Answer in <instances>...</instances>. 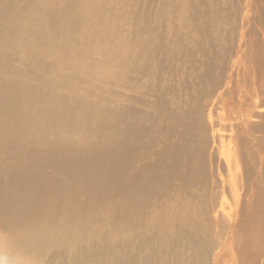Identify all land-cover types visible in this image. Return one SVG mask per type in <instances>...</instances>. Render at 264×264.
Returning <instances> with one entry per match:
<instances>
[{
  "label": "bare ground",
  "instance_id": "bare-ground-1",
  "mask_svg": "<svg viewBox=\"0 0 264 264\" xmlns=\"http://www.w3.org/2000/svg\"><path fill=\"white\" fill-rule=\"evenodd\" d=\"M38 107L87 149L6 165L0 264H264V0H0L2 119Z\"/></svg>",
  "mask_w": 264,
  "mask_h": 264
},
{
  "label": "rangeland",
  "instance_id": "rangeland-1",
  "mask_svg": "<svg viewBox=\"0 0 264 264\" xmlns=\"http://www.w3.org/2000/svg\"><path fill=\"white\" fill-rule=\"evenodd\" d=\"M124 12L125 11L123 10L122 13ZM120 13L121 12H118V15L122 14ZM7 58L10 59V66L11 68H13L12 70L14 69L19 70L20 68L19 73L22 74L17 75L19 79H27L25 77H28L29 83L36 84V80L33 77L42 74L41 66H37L34 68L33 77L25 75L23 63L27 57L24 50L18 49L10 53ZM54 96H59V95L58 93H56L54 94ZM39 108L41 109V111L39 110ZM38 110H39L38 112H30L31 113L30 114L27 111L23 112L21 109L20 114L17 117H16V113L13 114L12 111L10 112V116H7L5 120L2 119V114L0 113V199L3 198L4 191L7 192V188H8L7 185L6 187L3 185L4 184L3 182H7L8 180H10L11 176L13 175L5 172L7 168L6 165H12L14 161L16 165H18L19 161H23L24 159L29 160V158L33 156L42 157L44 155L47 156L52 153H55L54 154L55 156L57 155L59 157L64 158L67 154L69 155V153H73L74 151L87 149L86 146H80V145L82 143L81 141L88 136H84L82 132L71 128L59 127L52 129V126L48 124V122L43 127L42 125H44V123L46 122H43L39 119L42 117L40 115L42 114L45 115V111L41 107H38ZM220 113H221V109L219 108V105L217 103V106L214 108V110H212V121H213L212 128L209 126V123L206 121L209 131L214 132L219 127H225L227 124L231 122L232 111L230 109L224 110L221 118L219 116ZM33 114L35 117H32ZM34 119H36V121ZM219 119H220V123L218 122ZM13 124H15L16 126ZM14 126L16 128H13ZM42 128H45L46 130ZM223 136H227V133L224 134ZM216 145L217 144H215L213 156L216 157V162L217 163L219 162V164L221 165L220 173L223 179L213 178L212 186L215 191H213L214 196L210 195L209 200L210 202H212L213 201L212 199L214 197L216 198V202L218 204L217 209H219L220 215H227L231 213L232 210H233L232 212L233 215L235 214L236 209H234L232 193L228 189L229 188L228 182L226 180L228 177L226 170L224 169L225 159L223 157L221 160H219L218 157L219 153H217ZM2 161L3 163H1ZM43 162L44 161L40 162V165L43 166ZM1 164H3V166L5 167H3ZM44 169L46 171L48 170L45 167ZM13 176L16 177L15 175ZM217 186L219 188H217ZM210 192H211L210 194H213L212 190H210ZM254 226L255 225L252 224L250 226L251 229H253ZM3 230L4 229L0 227V250L4 249L5 242L7 240L6 237L7 235L5 233V230L4 231ZM244 264H249V263L245 262Z\"/></svg>",
  "mask_w": 264,
  "mask_h": 264
}]
</instances>
